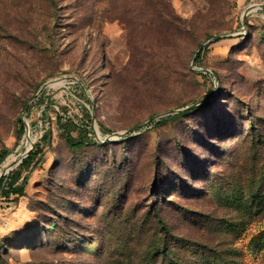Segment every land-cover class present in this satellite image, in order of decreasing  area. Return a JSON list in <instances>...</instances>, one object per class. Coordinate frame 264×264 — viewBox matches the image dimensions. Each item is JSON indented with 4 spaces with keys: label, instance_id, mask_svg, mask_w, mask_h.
Instances as JSON below:
<instances>
[{
    "label": "rangeland",
    "instance_id": "rangeland-1",
    "mask_svg": "<svg viewBox=\"0 0 264 264\" xmlns=\"http://www.w3.org/2000/svg\"><path fill=\"white\" fill-rule=\"evenodd\" d=\"M37 145L0 264H264V0H0V172Z\"/></svg>",
    "mask_w": 264,
    "mask_h": 264
},
{
    "label": "trees",
    "instance_id": "trees-1",
    "mask_svg": "<svg viewBox=\"0 0 264 264\" xmlns=\"http://www.w3.org/2000/svg\"><path fill=\"white\" fill-rule=\"evenodd\" d=\"M248 23V22H247ZM201 54L198 55V57L200 58ZM202 74V73H200ZM199 106H196L194 108H188L185 111L181 112V113H177L171 117H179V116H183L186 114H189L197 109H199ZM169 117H164L162 119H160L159 121H157L158 124H161L165 121H167L168 119L171 118ZM21 123V128L24 129V123L22 120H20ZM48 134H45L44 137L47 138ZM66 136V140L67 142L72 145V146H77L80 144V142L75 141L73 136L71 135V132L68 130L65 134ZM39 150V145L36 146V149L32 150L29 155L24 158V160L18 165L17 169L14 171H11L10 173L4 175L1 179H0V196H3L5 198H10L12 195H15L16 198H19L20 196L25 194V187L28 183L29 180V175H26L23 177V180L21 181V183L18 184V180L21 178L22 176V172L25 168L29 167L30 162L33 160V158L37 155V151ZM8 154V151H5L4 153H2L0 160H3ZM171 253L166 252V257H169Z\"/></svg>",
    "mask_w": 264,
    "mask_h": 264
},
{
    "label": "water",
    "instance_id": "water-1",
    "mask_svg": "<svg viewBox=\"0 0 264 264\" xmlns=\"http://www.w3.org/2000/svg\"><path fill=\"white\" fill-rule=\"evenodd\" d=\"M261 7H262V6H261ZM254 10H255V9H254L253 6H250V7H248V8L245 10V12H244V14H243V25L246 24V20H247L248 16H249L252 12H254ZM43 88H44V85H43L42 87H40L39 90L41 91ZM29 106H30V104L27 105V107H26V111H25V112H27ZM191 107H192V106H188V107H186L185 109H188V108H191ZM180 110H183V109H180ZM180 110H172V111H170L169 113H175V112H178V111H180ZM142 125H143V124L137 125L136 127L133 128V130H134V129H137V128H141ZM131 130H132V129H131ZM131 130H129V131H131ZM116 135L118 136V135H121V134H120V133H117ZM10 169H12V168H4V169L0 172V179H1L4 175L8 174V173L10 172Z\"/></svg>",
    "mask_w": 264,
    "mask_h": 264
},
{
    "label": "bare ground",
    "instance_id": "bare-ground-1",
    "mask_svg": "<svg viewBox=\"0 0 264 264\" xmlns=\"http://www.w3.org/2000/svg\"><path fill=\"white\" fill-rule=\"evenodd\" d=\"M10 163H11V162H10V160L8 159L7 162H6V166H5V168H8L9 165H10Z\"/></svg>",
    "mask_w": 264,
    "mask_h": 264
}]
</instances>
